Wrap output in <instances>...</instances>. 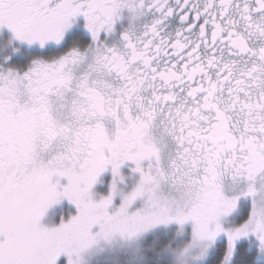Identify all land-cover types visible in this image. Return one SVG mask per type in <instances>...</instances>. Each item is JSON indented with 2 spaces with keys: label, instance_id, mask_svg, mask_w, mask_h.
<instances>
[{
  "label": "snow or ice",
  "instance_id": "6c2138e0",
  "mask_svg": "<svg viewBox=\"0 0 264 264\" xmlns=\"http://www.w3.org/2000/svg\"><path fill=\"white\" fill-rule=\"evenodd\" d=\"M164 229L264 264V0H0V264Z\"/></svg>",
  "mask_w": 264,
  "mask_h": 264
},
{
  "label": "rangeland",
  "instance_id": "374dc122",
  "mask_svg": "<svg viewBox=\"0 0 264 264\" xmlns=\"http://www.w3.org/2000/svg\"><path fill=\"white\" fill-rule=\"evenodd\" d=\"M123 171L127 174L128 168H124ZM110 180L111 174H107L103 183L94 191L106 194ZM75 212V207L64 201L61 206L51 210L46 222L58 223L61 213L68 218ZM190 243L186 230L182 232L179 229H164L163 232L153 233L150 238L145 236L135 241L114 240L109 244H103L88 256L87 262L88 264H120L121 254L126 253L124 259L127 264H144V259L149 253H158L162 257L160 262L166 264H202V261L196 258L199 253L198 247H193L187 255L184 254V248Z\"/></svg>",
  "mask_w": 264,
  "mask_h": 264
},
{
  "label": "flooded vegetation",
  "instance_id": "af4514ba",
  "mask_svg": "<svg viewBox=\"0 0 264 264\" xmlns=\"http://www.w3.org/2000/svg\"><path fill=\"white\" fill-rule=\"evenodd\" d=\"M125 23H127V21H126ZM107 174H111V173H110V172H108V173H105V174H104V176L102 177V180H104V178H105V176H106ZM101 184H102V183H100V184H97V185H96V187H97V186H100ZM96 187H95V188H96Z\"/></svg>",
  "mask_w": 264,
  "mask_h": 264
},
{
  "label": "trees",
  "instance_id": "16d2710c",
  "mask_svg": "<svg viewBox=\"0 0 264 264\" xmlns=\"http://www.w3.org/2000/svg\"><path fill=\"white\" fill-rule=\"evenodd\" d=\"M160 264H166V262H162V261H161Z\"/></svg>",
  "mask_w": 264,
  "mask_h": 264
}]
</instances>
